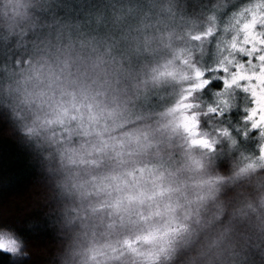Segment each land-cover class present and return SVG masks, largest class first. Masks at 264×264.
Masks as SVG:
<instances>
[{
    "label": "clouds",
    "instance_id": "9594fccd",
    "mask_svg": "<svg viewBox=\"0 0 264 264\" xmlns=\"http://www.w3.org/2000/svg\"><path fill=\"white\" fill-rule=\"evenodd\" d=\"M244 6L0 0V119L38 166L49 264H264V125L220 71ZM0 252L31 255L7 226Z\"/></svg>",
    "mask_w": 264,
    "mask_h": 264
},
{
    "label": "trees",
    "instance_id": "16d2710c",
    "mask_svg": "<svg viewBox=\"0 0 264 264\" xmlns=\"http://www.w3.org/2000/svg\"><path fill=\"white\" fill-rule=\"evenodd\" d=\"M219 87V83H214ZM235 119L238 113L233 114ZM33 154L25 148L6 120L0 119V226L14 228L30 257L12 261L0 252V264H49L55 248L53 232L44 218V189ZM35 226L29 229V223Z\"/></svg>",
    "mask_w": 264,
    "mask_h": 264
},
{
    "label": "snow or ice",
    "instance_id": "6c2138e0",
    "mask_svg": "<svg viewBox=\"0 0 264 264\" xmlns=\"http://www.w3.org/2000/svg\"><path fill=\"white\" fill-rule=\"evenodd\" d=\"M127 7L121 15L131 16L140 0H121ZM222 43L227 45L225 74L227 87H237L244 92L250 105L246 115L253 127L264 125V0H249L225 29ZM244 58V59H241ZM148 178L152 174L146 173Z\"/></svg>",
    "mask_w": 264,
    "mask_h": 264
},
{
    "label": "rangeland",
    "instance_id": "374dc122",
    "mask_svg": "<svg viewBox=\"0 0 264 264\" xmlns=\"http://www.w3.org/2000/svg\"><path fill=\"white\" fill-rule=\"evenodd\" d=\"M113 2L119 4V3H121V0H113ZM235 2H236V4H238L240 6H244V5H246L249 2V0H235ZM241 59H244V58H241ZM216 83H219V82H216ZM219 87H220V84H219ZM240 95L244 96V100L241 101L240 103L243 104V103L246 102L249 106H251L249 101L245 99V95L246 94L241 93Z\"/></svg>",
    "mask_w": 264,
    "mask_h": 264
}]
</instances>
